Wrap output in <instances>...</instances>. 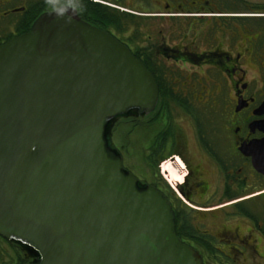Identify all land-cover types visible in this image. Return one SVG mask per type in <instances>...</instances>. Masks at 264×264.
I'll list each match as a JSON object with an SVG mask.
<instances>
[{
    "label": "water",
    "instance_id": "water-1",
    "mask_svg": "<svg viewBox=\"0 0 264 264\" xmlns=\"http://www.w3.org/2000/svg\"><path fill=\"white\" fill-rule=\"evenodd\" d=\"M158 94L125 44L68 7L0 46V235L39 252L27 264H203L109 145L112 119Z\"/></svg>",
    "mask_w": 264,
    "mask_h": 264
},
{
    "label": "flooded vegetation",
    "instance_id": "flooded-vegetation-1",
    "mask_svg": "<svg viewBox=\"0 0 264 264\" xmlns=\"http://www.w3.org/2000/svg\"><path fill=\"white\" fill-rule=\"evenodd\" d=\"M63 7L153 74L154 109L111 130L126 118V150L140 145L143 186L167 198L182 241L203 264H264V173L251 155L264 142V0H0V46ZM18 245L0 235V256Z\"/></svg>",
    "mask_w": 264,
    "mask_h": 264
},
{
    "label": "rangeland",
    "instance_id": "rangeland-1",
    "mask_svg": "<svg viewBox=\"0 0 264 264\" xmlns=\"http://www.w3.org/2000/svg\"><path fill=\"white\" fill-rule=\"evenodd\" d=\"M116 125H120L118 131L117 129H115V131L113 129V134H112L111 128L114 125L111 124L110 130H109L110 132H108V134L110 135V139H109L110 146H112L113 148H116L117 151H119L122 154V156L125 157V167L129 171H131L134 175H136L142 181L141 184H143L145 181V176L143 175L144 171L142 170L144 167V162H143V157H141L142 152L140 149V145L136 144L135 146L134 144H132V150H126L127 142L129 140L128 123L126 121V118L117 120ZM166 167L169 169L171 173L172 170H170V168L172 166L170 164H166ZM164 172H165V176L167 177L168 170H166L165 167H164ZM174 172L175 170L173 171V173ZM169 179L171 181V184H174L175 182L178 181L177 179H171V178ZM19 247L20 245H18V251H20ZM18 255H19L18 252L16 253L14 248L10 246L8 248L7 254H5L4 251H2L1 256H0V261L3 262V264L4 263L5 264H12V263L17 264ZM23 255H24L23 264H26L28 260H31L33 258V255L28 252V249L23 250Z\"/></svg>",
    "mask_w": 264,
    "mask_h": 264
},
{
    "label": "trees",
    "instance_id": "trees-1",
    "mask_svg": "<svg viewBox=\"0 0 264 264\" xmlns=\"http://www.w3.org/2000/svg\"><path fill=\"white\" fill-rule=\"evenodd\" d=\"M111 124H112V123L109 124L108 132H110L109 130H110V126H111ZM109 139H110V135H109ZM109 144H110V142H109ZM141 157H144V156H143V153H142V156H141ZM143 162H144V160H143ZM19 243H20V247H21V251H19V252H21V253H18V254H19V255H18L19 264H23V261H24V258H23V257H24V255H23V250H24V249H28V252L31 253V254L33 255V258H32L31 260H28L26 263H28V262H30V261H32V260H36V259H38V258L40 257V254H39V252H38L36 249L30 247L29 245L23 244V243H21V242H19Z\"/></svg>",
    "mask_w": 264,
    "mask_h": 264
},
{
    "label": "built area",
    "instance_id": "built-area-1",
    "mask_svg": "<svg viewBox=\"0 0 264 264\" xmlns=\"http://www.w3.org/2000/svg\"><path fill=\"white\" fill-rule=\"evenodd\" d=\"M167 168V167H166ZM162 170H163V172H164V167H162Z\"/></svg>",
    "mask_w": 264,
    "mask_h": 264
}]
</instances>
